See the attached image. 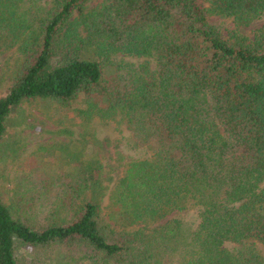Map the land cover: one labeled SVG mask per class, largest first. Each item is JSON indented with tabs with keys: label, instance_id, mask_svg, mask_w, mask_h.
Here are the masks:
<instances>
[{
	"label": "trees",
	"instance_id": "trees-1",
	"mask_svg": "<svg viewBox=\"0 0 264 264\" xmlns=\"http://www.w3.org/2000/svg\"><path fill=\"white\" fill-rule=\"evenodd\" d=\"M91 1L0 0V41L25 34L0 141L49 98L118 116L137 155L108 213L98 169L27 170L20 216L0 198V264H264V0ZM209 15L235 22L230 37ZM184 210L193 221L170 217Z\"/></svg>",
	"mask_w": 264,
	"mask_h": 264
},
{
	"label": "rangeland",
	"instance_id": "rangeland-1",
	"mask_svg": "<svg viewBox=\"0 0 264 264\" xmlns=\"http://www.w3.org/2000/svg\"><path fill=\"white\" fill-rule=\"evenodd\" d=\"M54 1L46 0L45 5L50 7ZM103 1L93 0L88 8L98 7ZM209 17L227 37L236 28L232 20H224L217 15ZM261 23L257 21L240 30L251 36ZM12 38L5 37L0 41V97L10 88L21 62L19 46L25 34ZM113 59L118 60V54ZM129 136L130 129L126 124L118 123V116L105 120L98 117L86 119L79 116L72 106L49 98L26 101L10 118L8 131L0 141V198L18 217L28 197L25 190L33 186L32 182H24L27 170L37 165L39 171L69 177L76 170L74 168L82 165L98 169L97 175L104 187L100 192L103 212L108 213L110 193L121 178L126 163L137 155L127 143ZM60 213L66 220L73 215L72 210H61ZM173 215L193 221L196 214L193 210H184L170 217ZM53 262L61 264L62 260Z\"/></svg>",
	"mask_w": 264,
	"mask_h": 264
}]
</instances>
